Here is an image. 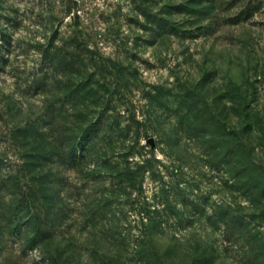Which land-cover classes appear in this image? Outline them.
<instances>
[{"label": "rangeland", "instance_id": "1", "mask_svg": "<svg viewBox=\"0 0 264 264\" xmlns=\"http://www.w3.org/2000/svg\"><path fill=\"white\" fill-rule=\"evenodd\" d=\"M0 29V264H264V0H0ZM50 44L67 58L36 88ZM150 158L247 233L137 248L157 185L121 195L115 171Z\"/></svg>", "mask_w": 264, "mask_h": 264}, {"label": "trees", "instance_id": "2", "mask_svg": "<svg viewBox=\"0 0 264 264\" xmlns=\"http://www.w3.org/2000/svg\"><path fill=\"white\" fill-rule=\"evenodd\" d=\"M1 30L2 29H0V47L4 43H10L7 36L4 35ZM71 57L73 56L68 58ZM66 58L67 54L64 55L63 51L55 48L53 44L45 46L41 56L43 70H40L36 74L34 86L36 88H44V84L46 80H48L50 72L53 69H57L59 65L61 66ZM103 126H106V130L113 132L114 134L117 133L118 127L114 128V125L108 126L103 125L102 123H96L87 127V129L84 130V135L88 137L97 134L98 131L104 129ZM77 150L78 146L73 144L68 147L65 157L58 151H56L55 155L61 161L64 160V162L74 164L78 160ZM155 162L157 161L154 158H150L142 161V163L139 162L132 164L127 159L126 162L122 164L123 167L120 170L115 171L116 183L114 185L117 188L124 190L121 191L122 193L120 192L121 195L126 194L127 190H136L137 186H139V190L142 191L144 181L141 180V175H149L150 179L157 185L156 190L150 199L146 196L144 202L136 203L137 206H140L139 215L141 217V233L138 237H135L136 239L133 241V244L137 248L145 246L148 243L149 238L164 234L168 229H173L175 231L187 230L192 228L196 222L203 221L209 224L212 228H223L225 231L224 233L230 238H239L240 235L243 236L247 233L246 228L249 226V223H247L241 216L227 214L219 215L216 220L213 219V216L204 218L206 215V209L204 208L206 203L203 202V198H192L191 194H188L187 189L182 188L180 178L176 173L170 174L166 171H160L156 168ZM119 165L120 164H118V166ZM167 176H173V181H167ZM191 214L201 215L203 219L196 221L191 217ZM28 221L37 222V220L33 219V216L30 217ZM43 232L42 229H39V234H45ZM141 249L138 251V255L140 256L142 253L146 252V250L141 252ZM157 258H161L158 251L153 253L148 251L147 255L142 257L139 262H153L154 260H157Z\"/></svg>", "mask_w": 264, "mask_h": 264}, {"label": "water", "instance_id": "3", "mask_svg": "<svg viewBox=\"0 0 264 264\" xmlns=\"http://www.w3.org/2000/svg\"><path fill=\"white\" fill-rule=\"evenodd\" d=\"M150 143L153 144V140H151Z\"/></svg>", "mask_w": 264, "mask_h": 264}]
</instances>
